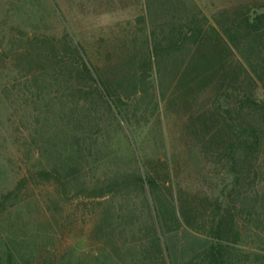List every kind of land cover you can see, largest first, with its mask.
Wrapping results in <instances>:
<instances>
[{
    "label": "trees",
    "instance_id": "16d2710c",
    "mask_svg": "<svg viewBox=\"0 0 264 264\" xmlns=\"http://www.w3.org/2000/svg\"><path fill=\"white\" fill-rule=\"evenodd\" d=\"M179 5L143 0L104 65L67 32L11 26L0 35V94L29 124L25 139L38 162L0 195V212L39 179L62 195L115 202L124 216L117 233L137 235L143 264H264L263 5L231 4L209 16ZM160 102L183 116L202 158L232 174L224 205L182 186L166 154L143 159L133 142L115 141L147 123ZM178 232L202 245L189 243L176 262L169 238Z\"/></svg>",
    "mask_w": 264,
    "mask_h": 264
},
{
    "label": "rangeland",
    "instance_id": "374dc122",
    "mask_svg": "<svg viewBox=\"0 0 264 264\" xmlns=\"http://www.w3.org/2000/svg\"><path fill=\"white\" fill-rule=\"evenodd\" d=\"M174 1L194 4L207 16L223 6L247 2L261 3L264 11V0ZM142 4L143 0H0V35L11 26L29 33L67 32L93 63L104 65L130 28L126 21L141 13ZM259 92L263 98L264 88ZM14 109L0 94V195L38 165L34 145L25 139L30 126ZM183 123L182 115L165 113L160 102L147 123H133L115 141L123 148L126 141L133 142L143 159L166 154L175 162L176 180L182 186L210 193L224 205L233 176L221 164L202 158ZM123 218V211L110 200H86L73 192L62 195L51 182L30 181L17 201L0 212V264H38L44 258L54 264H143L137 235L133 239L117 233ZM190 234L178 232L169 238L176 262L183 259L189 243L202 245Z\"/></svg>",
    "mask_w": 264,
    "mask_h": 264
}]
</instances>
